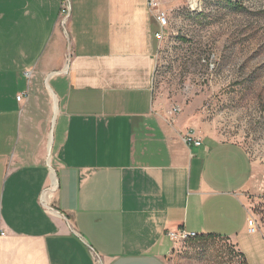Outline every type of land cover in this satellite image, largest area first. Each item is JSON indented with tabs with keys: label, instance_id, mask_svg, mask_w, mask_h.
I'll return each mask as SVG.
<instances>
[{
	"label": "crops",
	"instance_id": "1",
	"mask_svg": "<svg viewBox=\"0 0 264 264\" xmlns=\"http://www.w3.org/2000/svg\"><path fill=\"white\" fill-rule=\"evenodd\" d=\"M62 1L0 0V264H170L181 230L264 264L250 153L155 109L148 0H68L65 24Z\"/></svg>",
	"mask_w": 264,
	"mask_h": 264
},
{
	"label": "rangeland",
	"instance_id": "2",
	"mask_svg": "<svg viewBox=\"0 0 264 264\" xmlns=\"http://www.w3.org/2000/svg\"><path fill=\"white\" fill-rule=\"evenodd\" d=\"M164 9L169 26L158 52L155 109L171 119L175 106L188 107L203 135L247 149L258 172L245 200L262 230L264 0H169ZM172 240L170 264H246L227 237Z\"/></svg>",
	"mask_w": 264,
	"mask_h": 264
},
{
	"label": "built area",
	"instance_id": "3",
	"mask_svg": "<svg viewBox=\"0 0 264 264\" xmlns=\"http://www.w3.org/2000/svg\"><path fill=\"white\" fill-rule=\"evenodd\" d=\"M148 4L152 11L155 13L157 20L159 21L161 30L156 33V37L161 41L162 34L165 33L166 28L169 26V24H166V15H168L167 11L161 8L160 0H148ZM70 13L71 9L69 1L63 0L62 9L60 13V22L65 24ZM176 109L179 110V108ZM183 139L188 144L195 143L197 145H200L202 143V137L198 136L197 131L194 128L189 129ZM260 230V225L257 219L254 217L253 214L250 213V216L248 218V231L250 233H257ZM197 235L198 234H196L195 232H189L186 230H181L177 233L170 234L173 239H190L195 238Z\"/></svg>",
	"mask_w": 264,
	"mask_h": 264
},
{
	"label": "bare ground",
	"instance_id": "4",
	"mask_svg": "<svg viewBox=\"0 0 264 264\" xmlns=\"http://www.w3.org/2000/svg\"><path fill=\"white\" fill-rule=\"evenodd\" d=\"M166 24H169V17H168V15H166ZM165 34V33H164ZM164 34H162V37H161V40L163 39V37H164ZM52 92V91H51ZM52 94H53V98H54V112H55V115H56V113H57V107H56V102H57V97H56V95L52 92ZM54 119H55V116H54ZM54 122V121H53ZM52 122V123H53Z\"/></svg>",
	"mask_w": 264,
	"mask_h": 264
},
{
	"label": "trees",
	"instance_id": "5",
	"mask_svg": "<svg viewBox=\"0 0 264 264\" xmlns=\"http://www.w3.org/2000/svg\"><path fill=\"white\" fill-rule=\"evenodd\" d=\"M218 236H220V235L215 234V233H210V234H198V235L195 237V239H196V238L203 239V238H207V237H218ZM245 262H246V261H245ZM246 264H247V263H246Z\"/></svg>",
	"mask_w": 264,
	"mask_h": 264
},
{
	"label": "water",
	"instance_id": "6",
	"mask_svg": "<svg viewBox=\"0 0 264 264\" xmlns=\"http://www.w3.org/2000/svg\"><path fill=\"white\" fill-rule=\"evenodd\" d=\"M56 107L58 108V105H57V103H56ZM51 151H52V145H51V148H50V153H49V156H50V154H51Z\"/></svg>",
	"mask_w": 264,
	"mask_h": 264
}]
</instances>
